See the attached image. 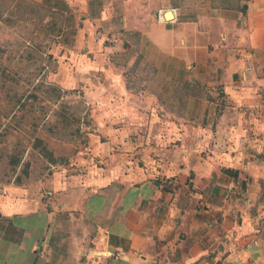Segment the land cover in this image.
<instances>
[{"label":"crops","instance_id":"crops-1","mask_svg":"<svg viewBox=\"0 0 264 264\" xmlns=\"http://www.w3.org/2000/svg\"><path fill=\"white\" fill-rule=\"evenodd\" d=\"M36 1L79 17L51 74L89 123L0 187V264H47L61 213L82 264H264V0Z\"/></svg>","mask_w":264,"mask_h":264},{"label":"rangeland","instance_id":"rangeland-1","mask_svg":"<svg viewBox=\"0 0 264 264\" xmlns=\"http://www.w3.org/2000/svg\"><path fill=\"white\" fill-rule=\"evenodd\" d=\"M77 21L79 17L69 19L61 10L36 0H0V187L43 176L44 163L52 157L43 150L44 144L40 147L36 142L38 132L71 140L78 136L77 127L89 123L81 92L62 90L51 74L56 62L50 50L61 39L74 42L70 32L77 28ZM115 22L113 29L120 27L119 21ZM122 37L136 47L134 35L123 33ZM153 72L142 61L130 77H135L137 86ZM177 86L168 83L165 95ZM169 98L163 101L170 107L173 100ZM59 220L63 224L53 232L47 264H82L72 243V235L80 230L76 220L70 221L66 213H61Z\"/></svg>","mask_w":264,"mask_h":264},{"label":"trees","instance_id":"trees-1","mask_svg":"<svg viewBox=\"0 0 264 264\" xmlns=\"http://www.w3.org/2000/svg\"><path fill=\"white\" fill-rule=\"evenodd\" d=\"M35 140H36V142H38V143L40 144V145H39L40 147L44 144V142H43L40 138H36ZM39 146H38V147H39ZM43 150L46 151V153H47V152L49 153L47 147H43Z\"/></svg>","mask_w":264,"mask_h":264}]
</instances>
